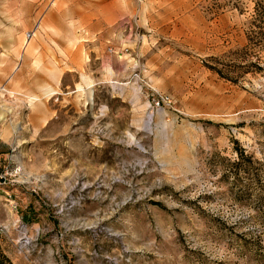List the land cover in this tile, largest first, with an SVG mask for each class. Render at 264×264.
Listing matches in <instances>:
<instances>
[{
  "label": "rangeland",
  "instance_id": "374dc122",
  "mask_svg": "<svg viewBox=\"0 0 264 264\" xmlns=\"http://www.w3.org/2000/svg\"><path fill=\"white\" fill-rule=\"evenodd\" d=\"M0 130L13 264H264V0H0Z\"/></svg>",
  "mask_w": 264,
  "mask_h": 264
},
{
  "label": "built area",
  "instance_id": "2783aa9c",
  "mask_svg": "<svg viewBox=\"0 0 264 264\" xmlns=\"http://www.w3.org/2000/svg\"><path fill=\"white\" fill-rule=\"evenodd\" d=\"M165 102H170V99L168 97H166V96H164V97L161 96L160 99H156L154 101V104L156 106H159L160 103H165ZM17 171H18V169H15L13 172H10L9 175L10 176H15L16 174H18ZM6 173H8V172H6ZM5 176H6L5 173L0 171V192H1V189L3 188V186L6 185L10 181V180L6 181V177Z\"/></svg>",
  "mask_w": 264,
  "mask_h": 264
},
{
  "label": "crops",
  "instance_id": "0c3cea01",
  "mask_svg": "<svg viewBox=\"0 0 264 264\" xmlns=\"http://www.w3.org/2000/svg\"><path fill=\"white\" fill-rule=\"evenodd\" d=\"M1 131L2 130H0V132ZM5 132H6L5 134L3 133L2 135H0V164H1L2 155L6 153L7 146L10 144L9 143L10 138L7 136L8 131L6 130Z\"/></svg>",
  "mask_w": 264,
  "mask_h": 264
},
{
  "label": "trees",
  "instance_id": "16d2710c",
  "mask_svg": "<svg viewBox=\"0 0 264 264\" xmlns=\"http://www.w3.org/2000/svg\"><path fill=\"white\" fill-rule=\"evenodd\" d=\"M243 154L240 153V159L238 160V164L241 162L242 158H243ZM0 240H1V232H0ZM0 264H13L11 262V260L9 259V257L5 254L2 246H1V242H0Z\"/></svg>",
  "mask_w": 264,
  "mask_h": 264
}]
</instances>
